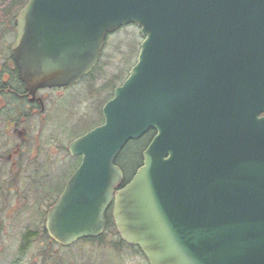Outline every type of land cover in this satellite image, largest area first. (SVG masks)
Instances as JSON below:
<instances>
[{
	"label": "water",
	"instance_id": "obj_1",
	"mask_svg": "<svg viewBox=\"0 0 264 264\" xmlns=\"http://www.w3.org/2000/svg\"><path fill=\"white\" fill-rule=\"evenodd\" d=\"M12 46L29 86L73 85L109 33L144 36L104 122L71 141L81 162L47 212L70 247L107 211L150 264H264V0H28ZM155 136L122 188L117 157Z\"/></svg>",
	"mask_w": 264,
	"mask_h": 264
},
{
	"label": "flooded vegetation",
	"instance_id": "obj_2",
	"mask_svg": "<svg viewBox=\"0 0 264 264\" xmlns=\"http://www.w3.org/2000/svg\"><path fill=\"white\" fill-rule=\"evenodd\" d=\"M27 3L26 1L22 7ZM15 18L13 26L9 24L12 21L11 16L5 23L7 26L3 23V27H0V257L4 254L1 249L18 247L15 218L23 216L20 214L22 205L24 208H34L38 216L34 219L33 227H25L21 231L19 246H22L28 233L36 234L33 231L35 227L39 228L41 240L48 244L47 211L62 192L60 185V189L57 188L58 176L55 173L59 155L63 157V154L66 157L62 160L70 157L69 143L86 133L78 134L65 145L62 138L57 135V128L52 126L56 118L53 116L54 110H64V115L68 117L78 113L82 119L89 120L92 118V109L101 106L102 93V87L96 86L97 80L89 79L87 94L81 102H90L92 107L90 113L87 111L82 113L81 102L71 106L66 103L65 98L69 91L75 90V87L86 78L74 85L42 88L29 86L23 82L12 52V46L17 40ZM106 87L113 88L114 92L115 87L104 86ZM110 99L111 97L107 98L105 103ZM148 134L151 140L155 136V131ZM76 159L80 160L81 156ZM48 161L52 168L51 172L47 168ZM47 197L52 201L48 204L47 210L41 211L42 203ZM112 210L113 207L106 214L108 223ZM115 238L120 236L117 235ZM33 242L37 243V238L33 239Z\"/></svg>",
	"mask_w": 264,
	"mask_h": 264
},
{
	"label": "rangeland",
	"instance_id": "obj_3",
	"mask_svg": "<svg viewBox=\"0 0 264 264\" xmlns=\"http://www.w3.org/2000/svg\"><path fill=\"white\" fill-rule=\"evenodd\" d=\"M2 8L3 6L0 5V20H4L5 18ZM142 42L143 35L141 34L139 28L135 25L125 26L119 29L118 32L108 35L105 43L106 46L96 69L93 70L89 76L84 77L86 79H82L83 81L75 87V90L69 91L65 98L67 104L76 106L77 102H81L87 94L86 88L88 81H90L89 79H96V86L100 88L102 87V93L100 94L101 106L97 109H92V118L89 120L82 119L78 113L73 117H68L67 115H64V110H54L53 116L56 118L54 119L52 126L57 128L58 134H56L58 137L60 136V138H62L65 145H67L71 139L78 136V134L88 132L90 129L99 126L103 122V101L111 97L113 93V88H104V86L112 75L119 74L117 78L119 80L118 84L122 83L128 75V71L132 64L136 62L139 56L138 54L141 45L143 44ZM81 106L82 113L84 111L90 113L92 103L84 101ZM143 145V143L141 145V143L137 140L132 141L125 146L123 152L117 157V164L122 170H124L125 175L127 174V176H130L134 173V170H136L134 168L141 160L140 153ZM62 156L63 157L59 155V162L55 171L58 176L56 184L59 189L60 187L61 189L63 188L68 177L74 173L73 171L80 163V160L75 157L70 156L66 160H62L66 158L63 154ZM47 165L49 172H51L52 168L49 161ZM51 201L52 200L47 197L42 203L41 211L47 210L48 204H50ZM21 209L20 214L23 216L15 218V231L17 232L16 243L18 244V247L1 249L2 254L3 252L4 254L0 257V264H43L47 258V264H51V259L48 255L44 254V252V255H41V250L44 248H42L43 246L39 243L30 247L26 246V248L19 247V239L22 233L21 231L25 227H33L34 219L38 216V213L35 212L34 208H24V205H22ZM115 237H117L116 229L113 226H109L105 235L100 240L84 239L75 245H71L69 248H64L54 244L53 251L54 253H59V255L64 258L68 255H72L73 252H77V259L79 262H82L87 258L90 260L91 264H149L144 255L139 253L136 248L125 244H121L120 247L116 246V242L119 239H116ZM57 253L56 255H58Z\"/></svg>",
	"mask_w": 264,
	"mask_h": 264
},
{
	"label": "trees",
	"instance_id": "obj_4",
	"mask_svg": "<svg viewBox=\"0 0 264 264\" xmlns=\"http://www.w3.org/2000/svg\"><path fill=\"white\" fill-rule=\"evenodd\" d=\"M25 4H26V0H0V5L3 6L2 9H3L4 15H5L4 20H0V27H3L2 26L3 23H4V26H6L5 23L8 22V20H10L9 18L11 16H12V21H11V23L9 22V24L11 26H13V19L16 17V13L18 12L19 8L22 7V6H24ZM118 75H112L110 77L109 81L105 84V86H110V85L112 87L116 86L118 84V82H119V80L117 79L118 78ZM149 132H152V131H149ZM149 140H150V134H148V133L142 139L137 140L138 142L141 143V145H142V143L144 145L142 146L143 148H142V151L140 153L141 160L139 161V163L137 164V166L134 168L136 170H137V167L142 163V160H143V158H142V152L145 149V147L147 145V142ZM136 170H134V173L136 172ZM128 180H129V178H126L124 180V184L123 185H125L128 182ZM62 190H63V188L61 189V191ZM109 223H112V221H110ZM33 231H35L36 234H32V232H31V234L28 233L25 236V238H24L25 241H24V243L22 244L21 247L26 248V246H29L30 247V246H34L37 243H39L40 245L43 246L42 248H44L43 250H41V252H42L41 255H44V254L48 255L50 257V259H51V264H91L90 263V260L87 259V258H86V260H83L82 262H79L78 259H77V257H78V253L77 252H73L72 255H68L65 258L63 256L61 257V255H59V253H57V252L56 253L58 255H56V253H54V251H53L54 244H56L58 246H61V245H59L56 242H54L50 238L49 235H48V238H47V243L48 244H45L46 241H42L41 240V235H40V232H39V228L38 227H35V229H33ZM35 238H37V243H34L33 242V239H35ZM118 239L119 240H117L116 246L120 247L121 244L127 245L121 238H118ZM50 243H53V244H50ZM129 246L134 247L132 245H129ZM134 248H136V250H138V252L141 253V249H139L138 247H134ZM43 252H44V254H43ZM47 261H48V258L44 261L43 264H47ZM93 264H97V263H93Z\"/></svg>",
	"mask_w": 264,
	"mask_h": 264
}]
</instances>
